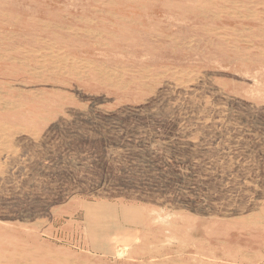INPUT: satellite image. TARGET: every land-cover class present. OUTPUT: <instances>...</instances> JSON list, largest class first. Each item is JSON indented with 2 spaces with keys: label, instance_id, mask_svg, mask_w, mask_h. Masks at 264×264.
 Segmentation results:
<instances>
[{
  "label": "rangeland",
  "instance_id": "1",
  "mask_svg": "<svg viewBox=\"0 0 264 264\" xmlns=\"http://www.w3.org/2000/svg\"><path fill=\"white\" fill-rule=\"evenodd\" d=\"M135 1L137 0H65V2L64 0H0V119H2L0 120V142L2 140L4 142L0 143V146H3L0 147V152L4 149L0 153V254H2L0 264H57V262L58 264H264V156H262L264 155V73L262 74L264 72V0ZM229 2L230 4H228ZM237 8L239 10H236ZM135 10L137 12H134ZM103 19L105 20L103 21ZM155 26H158L157 29ZM19 30L21 33L18 32ZM129 31L132 33L130 34ZM117 32L118 35H116ZM45 46L46 49H44ZM174 50L175 52H173ZM98 59L100 61L102 59V63ZM109 59L115 61L114 64ZM148 63L149 65H146ZM128 69L129 71H127ZM157 78L159 79L157 80ZM206 86L207 88H205ZM262 86L263 88H261ZM164 87L165 89H163ZM128 90L132 92L130 93ZM123 93L128 99L126 96L123 98ZM135 94H138L139 97ZM149 103L150 106H148ZM162 109L163 111H161ZM255 114L257 115L255 116ZM258 115L261 118L257 117ZM234 123L235 125H232ZM186 124L189 126L187 127ZM186 129L188 130L186 131ZM135 151L137 152L135 153ZM60 152L65 155H63L65 158ZM183 153L188 154L186 156L189 158L187 159ZM72 154L73 156H71ZM96 154H99V157ZM156 167L157 170H155ZM41 169L42 171H40ZM52 176H55L54 179ZM218 176L220 177L218 178ZM128 193L129 195H126ZM34 197L37 199L36 201ZM126 197L127 199H125ZM161 201L162 203H160ZM21 215L22 217H20ZM249 225L250 227H248ZM2 228H4V232ZM16 230H19V233ZM17 233L18 235H16ZM228 234L229 236H227ZM16 238H20V240L18 239L20 242ZM9 240L12 242L10 243ZM198 240L200 241L198 242ZM231 252L232 255H230ZM57 253H61L63 256ZM5 257L7 260L3 259ZM55 257L57 259H54ZM63 258L66 262L62 260Z\"/></svg>",
  "mask_w": 264,
  "mask_h": 264
},
{
  "label": "bare ground",
  "instance_id": "2",
  "mask_svg": "<svg viewBox=\"0 0 264 264\" xmlns=\"http://www.w3.org/2000/svg\"><path fill=\"white\" fill-rule=\"evenodd\" d=\"M5 1H6V0H5ZM33 1H34V0H33ZM54 1H55V0H54ZM116 1H117V0H116ZM137 1H138V0H137ZM137 1H135V2H137ZM166 1H167V0H166ZM192 1H193V0H192ZM214 1H215V0H214ZM219 1H220V0H219ZM229 1H230V0H229ZM241 1H242V0H241ZM252 1H254V0H252ZM10 2H11V1H10ZM16 2H17V1H16ZM21 2H22V1H21ZM48 2H49V1H48ZM50 2H51V1H50ZM64 2H65V0H64ZM128 2H129V1H128ZM154 2H155V1H154ZM164 2H165V1H164ZM189 2H190V1H189ZM199 2H200V1H199ZM201 2H202V1H201ZM227 2H228V1H227ZM18 3H19V2H18ZM36 3H37V2H36ZM51 3H52V2H51ZM54 3H55V2H54ZM70 3H71V2H70ZM73 3H74V2H73ZM95 3H96V2H95ZM116 3H117V2H116ZM129 3H130V2H129ZM160 3H161V2H160ZM162 3H163V2H162ZM179 3H180V2H179ZM179 3H178V4H179ZM218 3H219V2H218ZM231 3H232V2H231ZM247 3H248V2H247ZM249 3H250V2H249ZM5 4H6V3H5ZM13 4H14V3H13ZM25 4H26V3H25ZM31 4H32V3H31ZM81 4H82V3H81ZM88 4H89V3H88ZM102 4H103V3H102ZM119 4H120V3H119ZM126 4H127V3H126ZM134 4H135V3H134ZM138 4H139V3H138ZM158 4H159V3H158ZM182 4H183V3H182ZM190 4H191V3H190ZM195 4H196V3H195ZM228 4H230V2H229ZM239 4H240V3H239ZM2 5H4V4H2ZM2 5H1V6H2ZM23 5H24V4H23ZM62 5H63V4H62ZM104 5H105V4H104ZM116 5H117V4H116ZM123 5H124V4H123ZM128 5H129V4H128ZM131 5H132V4H131ZM197 5H198V4H197ZM222 5H223V4H222ZM14 6H15V5H14ZM20 6H21V5H20ZM29 6H30V5H29ZM90 6H91V5H90ZM93 6H94V5H93ZM95 6H96V5H95ZM97 6H98V5H97ZM117 6H118V5H117ZM207 6H208V5H207ZM212 6H213V5H212ZM235 6H238V5H235ZM243 6H244V5H243ZM260 6H261V5H260ZM33 7H34V6H33ZM78 7H79V6H78ZM80 7H81V6H80ZM80 7H79V8H80ZM128 7H129V6H128ZM155 7H156V6H155ZM161 7H162V6H161ZM166 7H167V6H166ZM230 7H231V6H230ZM230 7H229V8H230ZM232 7H233V6H232ZM244 7H245V6H244ZM255 7H256V6H255ZM13 8H14V7H13ZM42 8H43V7H42ZM70 8H71V7H70ZM81 8H82V7H81ZM83 8H84V7H83ZM91 8H92V7H91ZM167 8H168V7H167ZM178 8H179V7H178ZM217 8H219V7H217ZM251 8H252V7H251ZM251 8H250V9H251ZM262 8H263V7H262ZM14 9H16V8H14ZM17 9H18V8H17ZM23 9H24V8H23ZM76 9H77V8H76ZM96 9H97V8H96ZM102 9H103V8H102ZM121 9H122V8H121ZM124 9H125V8H124ZM140 9H142V8H140ZM149 9H150V8H149ZM191 9H193V8H191ZM209 9H210V8H209ZM234 9H235V8H234ZM254 9H255V8H254ZM254 9H253V10H254ZM47 10H48V9H47ZM85 10H87V9H85ZM151 10H152V9H151ZM151 10H149V11H151ZM187 10H188V9H187ZM214 10H215V9H214ZM224 10H225V9H224ZM236 10H239V9L237 8ZM10 11H11V10H10ZM80 11H81V10H80ZM83 11H84V10H83ZM99 11H100V10H99ZM153 11H154V10H153ZM182 11H183V10H182ZM182 11H181V12H182ZM189 11H190V10H189ZM200 11H201V10H200ZM212 11H213V10H212ZM216 11H217V10H216ZM218 11H219V10H218ZM229 11H230V10H229ZM229 11H228V12H229ZM6 12H7V11H6ZM60 12H61V11H60ZM81 12H82V11H81ZM114 12H115V11H114ZM119 12H120V9H119ZM126 12H127V11H126ZM131 12H132V11H131ZM134 12H137V11L135 10ZM144 12H145V11H144ZM159 12H160V11H159ZM166 12H167V11H166ZM187 12H188V11H187ZM191 12H192V11H191ZM203 12H205V11H203ZM245 12H246V11H245ZM245 12H244V14H245ZM10 13H11V12H10ZM30 13H31V12H30ZM74 13H75V12H74ZM83 13H84V12H83ZM86 13H87V12H86ZM98 13H99V12H98ZM147 13H148V12H147ZM153 13H154V12H153ZM163 13H164V12H163ZM174 13H176V12H174ZM174 13H173V14H174ZM193 13H194V12H193ZM206 13H207V12H206ZM206 13H205V14H206ZM215 13H216V12H215ZM258 13H261V12H258ZM262 13H263V12H262ZM7 14H8V13H7ZM11 14H13V13H11ZM36 14H37V12H36ZM67 14H68V13H67ZM116 14H117V13H116ZM157 14H158V13H157ZM169 14H170V13H169ZM190 14H191V13H190ZM217 14H218V13H217ZM235 14H236V13H235ZM247 14H248V13H247ZM29 15H30V14H29ZM34 15H35V14H34ZM37 15H38V14H37ZM58 15H59V14H58ZM72 15H73V14H72ZM81 15H82V14H81ZM84 15H85V14H84ZM106 15H107V14H106ZM121 15H122V14H121ZM145 15H146V14H145ZM149 15H150V14H149ZM181 15H182V14H181ZM225 15H227V14H225ZM5 16H6V15H5ZM50 16H51V14H50ZM85 16H86V15H85ZM95 16H96V15H95ZM109 16H110V15H109ZM111 16H112V15H111ZM114 16H115V15H114ZM114 16H113V17H114ZM125 16H126V15H125ZM137 16H139V15H137ZM147 16H148V15H147ZM207 16H208V15H207ZM233 16H234V15H233ZM34 17H35V16H34ZM88 17H89V16H88ZM88 17H86V18H88ZM100 17H101V16H100ZM133 17H134V16H133ZM133 17H132V18H133ZM194 17H195V16H194ZM201 17H202V16H201ZM258 17H259V16H258ZM11 18H12V17H11ZM31 18H32V17H31ZM82 18H83V16H82ZM89 18H90V17H89ZM114 18H115V17H114ZM152 18H153V17H152ZM189 18H190V16H189ZM198 18H199V17H198ZM203 18H204V17H203ZM238 18H239V17H238ZM0 19H1V18H0ZM42 19H43V18H42ZM71 19H72V18H71ZM107 19L109 20V18H107ZM135 19H136V18H135ZM178 19H179V17H178ZM195 19H196V17H195ZM205 19H206V18H205ZM219 19H220V18H219ZM232 19H233V18H232ZM255 19H256V18H255ZM255 19H253V20H255ZM10 20H11V19H10ZM21 20H22V19H21ZM34 20H35V19H34ZM64 20H65V19H64ZM104 20H105V19H103V21H104ZM137 20H138V18H137ZM140 20H141V19H140ZM154 20H155V19H154ZM157 20H158V19H157ZM166 20H167V19H166ZM7 21H8V20H7ZM14 21H15V20H14ZM17 21H18V20H17ZM35 21H36V20H35ZM79 21H80V20H79ZM79 21H75V22H79ZM115 21H117V20H115ZM151 21H152V20H151ZM181 21H182V20H181ZM184 21H185V20H184ZM198 21H199V20H198ZM203 21H204V20H203ZM219 21H220V20H219ZM249 21H250V20H249ZM255 21H256V20H255ZM260 21H261V20H260ZM30 22H31V21H30ZM36 22H37V21H36ZM110 22H111V21H110ZM153 22H154V21H153ZM168 22H170V21H168ZM171 22H172V21H171ZM173 22H174V21H173ZM189 22H190V21H189ZM194 22H195V21H194ZM22 23H23V22H22ZM53 23H54V22H53ZM121 23H122V22H121ZM216 23H217V22H216ZM240 23H241V22H240ZM4 24H5V23H4ZM9 24H11V23H9ZM55 24H56V23H55ZM60 24H61V23H60ZM73 24H74V23H73ZM149 24H150V22H149ZM152 24H153V23H152ZM161 24H162V23H161ZM161 24H160V25H161ZM178 24H179V23H178ZM178 24H177V25H178ZM185 24H186V23H185ZM232 24H233V23H232ZM5 25H6V24H5ZM41 25H42V24H41ZM62 25H63V23H62ZM69 25H70V24H69ZM84 25H85V24H84ZM86 25H87V24H86ZM108 25H109V24H108ZM134 25H135V24H134ZM154 25H155V24H154ZM210 25H211V24H210ZM216 25H219V24H216ZM216 25H215V26H216ZM221 25H222V24H221ZM21 26H23V25H21ZM72 26H73V25H72ZM76 26H77V25H76ZM132 26H133V25H132ZM248 26H249V25H248ZM38 27H39V25H38ZM80 27H81V26H80ZM104 27H105V26H104ZM111 27H112V26H111ZM121 27H122V26H121ZM155 27H156V26H155ZM157 27H158V26H157ZM157 27H156V29H157ZM172 27H173V26H172ZM222 27H223V26H222ZM250 27H251V26H250ZM263 27H264V26H263ZM30 28H31V27H30ZM35 28H37V27H35ZM65 28H66V27H65ZM67 28H69V27H67ZM85 28H86V27H85ZM124 28H125V27H124ZM128 28H129V27H128ZM131 28H132V27H131ZM142 28H145V27H142ZM206 28H208V27H206ZM217 28H218V27H217ZM224 28H225V27H224ZM44 29H45V28H44ZM92 29H93V28H92ZM147 29H148V28H147ZM169 29H170V28H169ZM189 29H190V28H189ZM198 29H199V28H198ZM203 29H204V28H203ZM237 29H238V28H237ZM243 29H244V28H243ZM246 29H247V28H246ZM261 29H262V28H261ZM4 30H5V29H4ZM8 30H9V29H8ZM16 30H18V29H16ZM34 30H35V29H34ZM96 30H97V29H96ZM117 30H118V29H117ZM125 30H126V29H125ZM153 30H154V29H153ZM193 30H194V29H193ZM199 30H200V29H199ZM204 30H205V29H204ZM207 30H208V29H207ZM222 30H223V29H222ZM226 30H227V29H226ZM59 31H60V30H59ZM104 31H105V29H104ZM119 31H120V30H119ZM169 31H170V30H169ZM169 31H168V32H169ZM176 31H177V30H176ZM182 31H183V30H182ZM196 31H197V30H196ZM209 31H210V29H209ZM219 31H220V30H219ZM253 31H254V30H253ZM0 32H1V31H0ZM18 32H20V30H19ZM32 32H33V31H32ZM32 32H31V33H32ZM34 32H36V31H34ZM47 32H48V31H47ZM105 32H106V31H105ZM113 32H114V31H113ZM126 32H127V30H126ZM171 32H172V31H171ZM177 32H178V31H177ZM186 32H187V31H186ZM192 32H193V31H192ZM215 32H216V31H215ZM226 32H227V31H226ZM14 33H15V32H14ZM20 33H21V32H20ZM25 33H26V32H25ZM29 33H30V32H29ZM40 33H42V32H40ZM58 33H59V32H58ZM129 33H130V31H129ZM131 33H132V32H131ZM131 33H130V34H131ZM137 33H138V32H137ZM218 33H219V32H218ZM79 34H80V33H79ZM118 34H119V33L117 32L116 35H118ZM130 34H129V35H130ZM162 34H163V33H162ZM175 34H176V33H175ZM179 34H180V33H179ZM221 34H222V33H221ZM6 35H7V34H6ZM6 35H5V36H6ZM8 35H9V34H8ZM19 35H20V34H19ZM30 35H31V34H30ZM43 35H44V34H43ZM54 35H55V34H54ZM80 35H81V34H80ZM87 35H88V34H87ZM140 35H141V34H140ZM149 35H150V34H149ZM193 35H194V34H193ZM257 35H258V34H257ZM22 36H23V35H22ZM27 36H28V35H27ZM32 36H34V35H32ZM40 36H41V35H40ZM56 36H57V35H56ZM56 36H55V37H56ZM100 36H101V35H100ZM141 36H142V35H141ZM201 36H202V35H201ZM235 36H236V35H235ZM241 36H243V35H241ZM245 36H246V35H245ZM259 36H260V35H259ZM261 36H262V35H261ZM2 37H3V36H2ZM20 37H21V36H20ZM34 37H35V36H34ZM48 37H49V36H48ZM52 37H53V36H52ZM60 37H61V36H60ZM60 37H59V38H60ZM69 37H70V36H69ZM73 37H74V36H73ZM81 37H82V36H81ZM89 37H90V35H89ZM101 37H103V36H101ZM124 37H125V36H124ZM127 37H128V36H127ZM178 37H179V36H178ZM178 37H177V38H178ZM202 37H203V36H202ZM219 37H221V36H219ZM225 37H226V36H225ZM232 37H233V36H232ZM105 38H108V37H105ZM112 38H113V37H112ZM115 38H116V37H115ZM119 38H120V37H119ZM141 38H142V37H141ZM150 38H151V37H150ZM169 38H170V37H169ZM183 38H184V35H183ZM185 38H186V36H185ZM228 38H229V37H228ZM261 38H262V37H261ZM17 39H18V38H17ZM23 39H24V38H23ZM56 39H57V37H56ZM65 39H66V38H65ZM109 39H110V38H109ZM123 39H124V38H123ZM138 39H139V38H138ZM144 39H145V38H144ZM159 39H160V38H159ZM163 39H164V38H163ZM200 39H201V38H200ZM204 39H205V38H204ZM208 39H209V38H208ZM220 39H221V38H220ZM230 39H232V38H230ZM249 39H251V38H249ZM263 39H264V38H263ZM28 40H29V39H28ZM79 40H81V39H79ZM120 40H121V39H120ZM178 40H179V38H178ZM201 40H202V39H201ZM243 40H245V39H243ZM251 40H252V39H251ZM16 41H17V40H16ZM56 41H57V40H56ZM62 41H63V40H62ZM70 41H71V40H70ZM106 41H107V40H106ZM106 41H105V42H106ZM127 41H128V40H127ZM129 41H130V40H129ZM136 41H138V40H136ZM142 41H143V40H142ZM146 41H147V40H146ZM163 41H164V40H163ZM163 41H162V42H163ZM179 41H180V40H179ZM183 41H185V40H183ZM202 41H203V40H202ZM228 41H229V40H228ZM246 41H247V40H246ZM260 41H261V40H260ZM8 42H9V41H8ZM17 42H18V41H17ZM29 42H31V41H29ZM100 42H101V41H100ZM102 42H103V41H102ZM105 42H104V44H105ZM133 42H134V40H133ZM138 42H140V41H138ZM197 42H198V40H197ZM250 42H251V41H250ZM257 42H259V41H257ZM11 43H12V42H11ZM18 43H19V42H18ZM24 43H25V42H24ZM31 43H32V42H31ZM42 43H44V42H42ZM82 43H83V42H82ZM85 43H86V42H85ZM140 43H141V42H140ZM198 43H199V42H198ZM198 43H196V44H198ZM210 43H211V41H210ZM213 43H214V42H213ZM4 44H5V43H4ZM37 44H38V43H37ZM46 44H48V43H46ZM64 44H65V43H64ZM78 44H79V43H78ZM83 44H84V43H83ZM88 44H89V43H88ZM107 44H108V43H107ZM151 44H152V43H151ZM163 44H164V43H163ZM165 44H166V43H165ZM167 44H168V43H167ZM201 44H202V42H201ZM217 44H218V43H217ZM219 44H220V43H219ZM231 44H232V43H231ZM7 45H8V44H7ZM13 45H14V44H13ZM18 45H19V44H18ZM28 45H29V44H28ZM42 45H43V44H42ZM58 45H59V44H58ZM58 45H56V46H58ZM72 45H73V44H72ZM110 45H111V44H110ZM135 45H136V44H135ZM139 45H141V44H139ZM177 45H178V44H177ZM180 45H181V44H180ZM183 45H184V44H183ZM185 45H186V44H185ZM192 45H193V44H192ZM254 45H255V44H254ZM22 46H23V45H22ZM62 46H63V45H62ZM142 46H143V45H142ZM163 46H164V45H163ZM167 46H168V45H167ZM194 46H195V45H194ZM226 46H227V44H226ZM257 46H258V45H257ZM259 46H260V45H259ZM262 46H263V45H262ZM58 47H59V46H58ZM63 47H65V46H63ZM110 47H111V46H110ZM152 47H153V46H152ZM169 47H170V46H169ZM183 47H184V46H183ZM218 47H219V46H218ZM228 47H229V46H228ZM228 47H227V48H228ZM241 47H242V46H241ZM249 47H250V46H249ZM260 47H261V46H260ZM35 48H36V47H35ZM56 48H57V47H56ZM78 48H79V47H78ZM116 48H117V46H116ZM129 48H130V45H129ZM165 48H166V47H165ZM209 48H210V47H209ZM257 48H258V47H257ZM11 49H12V48H11ZM27 49H28V47H27ZM44 49H46V46L44 47ZM70 49H72V48H70ZM70 49H69V50H70ZM126 49H127V48H126ZM140 49H141V48H140ZM144 49H146V48H144ZM157 49H158V48H157ZM199 49H200V48H199ZM221 49H223V48H221ZM221 49H220V50H221ZM246 49H247V48H246ZM255 49H256V48H255ZM260 49L262 50V48H260ZM29 50H30V48H29ZM31 50H32V49H31ZM129 50H130V49H129ZM153 50H154V49H153ZM163 50H164V49H163ZM202 50H203V49H202ZM210 50H211V49H210ZM224 50H225V49H224ZM226 50H227V49H226ZM242 50H243V48H242ZM77 51H78V50H77ZM105 51H106V50H105ZM111 51H113V50H111ZM169 51H170V50H169ZM193 51H194V50H193ZM227 51H228V50H227ZM232 51H233V50H232ZM251 51H252V50H251ZM251 51H250V52H251ZM43 52H44V51H43ZM47 52H48V51H47ZM62 52H63V51H62ZM65 52H66V50H65ZM146 52H147V50H146ZM153 52H154V51H153ZM156 52H157V51H156ZM159 52H161V51H159ZM165 52H166V51H165ZM173 52H175V50H174ZM183 52H184V51H183ZM198 52H199V51H198ZM198 52H197V53H198ZM216 52H217V51H216ZM259 52H260V51H259ZM3 53H4V52H3ZM13 53H14V52H13ZM45 53H46V52H45ZM60 53H61V52H60ZM60 53H59V54H60ZM208 53H209V52H208ZM211 53H212V52H211ZM217 53H219V52H217ZM237 53H238V51H237ZM240 53H241V52H240ZM247 53H248V52H247ZM251 53H252V52H251ZM256 53H257V52H256ZM261 53H262V52H261ZM46 54H47V53H46ZM126 54H127V53H126ZM175 54H176V53H175ZM175 54H174V55H175ZM244 54H245V53H244ZM257 54H258V53H257ZM12 55H13V54H12ZM139 55H140V54H139ZM183 55H185V54H183ZM219 55H220V54H219ZM239 55H240V54H239ZM19 56H20V55H19ZM19 56H17V57H19ZM144 56H145V55H144ZM211 56H212V55H211ZM242 56H243V55H242ZM260 56H261V55H260ZM149 57H150V56H149ZM161 57H162V56H161ZM185 57H186V56H185ZM188 57H189V56H188ZM212 57H213V56H212ZM220 57H221V56H220ZM225 57H226V56H225ZM251 57H252V56H251ZM62 58H63V57H62ZM70 58H71V57H70ZM70 58H69V59H70ZM91 58H93V57H91ZM168 58H170V57H168ZM192 58H193V57H192ZM246 58H247V56H246ZM10 59H11V58H10ZM50 59H51V58H50ZM86 59H88V58H86ZM146 59H147V58H146ZM208 59H209V58H208ZM230 59H231V58H230ZM234 59H235V58H234ZM248 59H249V58H248ZM256 59H257V58H256ZM34 60H35V59H34ZM126 60H127V59H126ZM147 60H148V59H147ZM165 60H166V59H165ZM171 60H172V59H171ZM182 60H183V59H182ZM190 60H191V59H190ZM198 60H199V59H198ZM232 60H233V59H232ZM241 60H242V59H241ZM251 60H252V59H251ZM95 61H96V60H95ZM98 61H100V60L98 59ZM101 61H102V59H101ZM101 61H100V62H101ZM109 61H111V60L109 59ZM124 61H125V60H124ZM135 61H136V60H135ZM141 61H142V60H141ZM148 61H149V60H148ZM150 61H151V60H150ZM152 61H153V60H152ZM152 61H151V62H152ZM158 61H159V60H158ZM175 61H176V60H175ZM242 61H243V60H242ZM247 61H248V60H247ZM263 61H264V60H263ZM35 62H37V61H35ZM111 62H113V60H112ZM114 62H115V61H114ZM114 62H113V64H114ZM122 62H123V61H122ZM133 62H134V61H133ZM139 62H140V61H139ZM144 62H145V61H144ZM212 62H213V61H212ZM227 62H228V61H227ZM3 63H4V62H3ZM9 63H10V62H9ZM88 63H89V62H88ZM101 63H102V62H101ZM108 63H109V62H108ZM116 63H117V62H116ZM140 63H141V62H140ZM145 63H147V62H145ZM161 63H162V62H161ZM171 63H172V62H171ZM182 63H183V62H182ZM186 63H187V62H186ZM243 63H244V62H243ZM263 63H264V62H263ZM7 64H8V63H7ZM11 64H12V63H11ZM34 64H35V63H34ZM81 64H82V63H81ZM159 64H160V63H159ZM167 64H168V63H167ZM207 64H208V63H207ZM236 64H237V63H236ZM236 64H235V65H236ZM244 64H245V63H244ZM249 64H250V63H249ZM259 64H260V63H259ZM5 65H6V64H5ZM9 65H10V64H9ZM66 65H67V64H66ZM94 65H95V64H94ZM143 65H144V64H143ZM146 65H149V63L146 64ZM150 65H151V64H150ZM152 65H153V64H152ZM154 65H155V64H154ZM169 65H170V64H169ZM186 65H187V64H186ZM193 65H194V64H193ZM213 65H214V64H213ZM246 65H247V64H246ZM3 66H4V65H3ZM59 66H61V65H59ZM59 66H58V67H59ZM77 66H78V65H77ZM109 66H110V65H109ZM155 66H156V65H155ZM162 66H163V65H162ZM175 66H176V65H175ZM190 66H191V64H190ZM206 66H207V65H206ZM217 66H218V65H217ZM229 66H230V65H229ZM261 66H262V65H261ZM5 67H6V66H5ZM7 67H9V66H7ZM14 67H15V66H14ZM61 67H62V66H61ZM67 67H68V66H67ZM111 67H112V65H111ZM125 67H126V66H125ZM153 67H154V66H153ZM160 67H161V66H160ZM164 67H165V66H164ZM192 67H194V66H192ZM192 67H191V68H192ZM203 67H205V66H203ZM236 67H237V66H236ZM263 67H264V66H263ZM19 68H20V67H19ZM21 68H22V67H21ZM38 68H39V67H38ZM46 68H47V67H46ZM109 68H110V67H109ZM112 68H113V67H112ZM155 68H156V67H155ZM155 68H154V69H155ZM208 68H209V66H208ZM238 68H239V67H238ZM238 68H237V69H238ZM247 68H248V67H247ZM260 68H261V67H260ZM23 69H24V68H23ZM31 69H32V68H31ZM139 69H140V68H139ZM139 69H138V70H139ZM160 69H161V68H160ZM204 69H205V68H204ZM212 69H213V68H212ZM257 69H258V67H257ZM0 70H1V69H0ZM12 70H14V69H12ZM12 70H11V71H12ZM15 70H17V69H15ZM67 70H68V69H67ZM90 70H91V69H90ZM130 70H131V69H130ZM149 70H150V69H149ZM196 70H197V69H196ZM213 70H214V69H213ZM220 70H221V69H220ZM238 70H239V69H238ZM238 70H237V71H238ZM252 70H253V69H252ZM260 70H261V69H260ZM8 71H9V70H8ZM11 71H10V72H11ZM43 71H44V70H43ZM43 71H42V72H43ZM58 71H59V70H58ZM86 71H87V70H86ZM127 71H129V69H128ZM155 71H156V70H155ZM189 71H190V70H189ZM189 71H188V72H189ZM194 71H195V70H194ZM200 71H201V70H200ZM263 71H264V70H263ZM10 72H9V73H10ZM49 72H50V71H49ZM61 72H62V71H61ZM63 72H64V71H63ZM88 72H89V71H88ZM90 72H92V70H91ZM93 72H94V71H93ZM122 72H123V71H122ZM142 72H143V71H142ZM163 72H164V71H163ZM212 72H213V71H212ZM225 72H226V71H225ZM238 72H239V71H238ZM242 72H243V71H242ZM16 73H17V72H16ZM55 73H56V72H55ZM68 73H69V71H68ZM102 73H103V72H102ZM143 73H144V72H143ZM168 73H169V72H168ZM220 73H223V72H220ZM233 73H234V72H233ZM233 73H232V74H233ZM245 73H246V72H245ZM248 73H249V72H248ZM251 73H252V72H251ZM254 73H255V72H254ZM263 73H264V72H262V74H263ZM2 74H3V73H2ZM63 74H64V73H63ZM123 74H124V72H123ZM137 74H138V73H137ZM230 74H231V72H230ZM240 74H241V73H240ZM240 74H239V75H240ZM23 75H24V74H23ZM23 75H22V76H23ZM61 75H62V74H61ZM73 75H74V74H73ZM132 75H133V74H132ZM144 75H145V74H144ZM171 75H172V73H171ZM194 75H195V74H194ZM200 75H201V74H200ZM224 75H225V74H224ZM224 75H222V76H224ZM4 76H5V75H4ZM6 76H7V75H6ZM16 76L18 77V75H16ZM44 76H46V75H44ZM134 76H135V75H134ZM145 76H146V75H145ZM149 76H150V75H149ZM169 76H170V75H169ZM183 76H184V75H183ZM255 76H256V75H255ZM263 76H264V75H263ZM19 77H21V76L19 75ZM55 77H56V76H55ZM55 77H54V78H55ZM75 77H76V76H75ZM93 77H94V76H93ZM119 77H120V76H119ZM131 77H132V76H131ZM141 77H142V76H141ZM174 77H175V76H174ZM174 77H173V78H174ZM193 77H194V76H193ZM198 77H199V76H198ZM202 77H203V76H202ZM202 77H201V78H202ZM238 77H239V76H238ZM0 78H1V77H0ZM13 78H15L14 75H13ZM35 78H36V77H35ZM50 78H51V77H50ZM54 78H53V79H54ZM65 78H66V77H65ZM73 78H74V77H73ZM125 78H126V77H125ZM134 78H136V77H134ZM150 78L152 79L153 77H150ZM150 78H149V79H150ZM164 78H165V77H164ZM166 78H167V77H166ZM189 78H190V77H189ZM211 78H212V77H211ZM241 78L243 79V77H241ZM7 79H8V78H7ZM25 79H26V78H25ZM30 79H32V78H30ZM45 79H46V78H45ZM69 79H70V78H69ZM71 79H72V78H71ZM87 79H89V78H87ZM91 79H93V78L91 77ZM158 79H159V78H157V80H158ZM170 79H171V78H170ZM170 79H169V80H170ZM175 79H176V78H175ZM186 79H187V78H186ZM191 79H192V78H191ZM209 79H210V78H209ZM225 79H226V78H225ZM231 79H232V78H231ZM236 79H238V78H236ZM8 80H9V79H8ZM16 80H17V79H16ZM27 80H28V79H27ZM33 80H34V79H33ZM93 80H94V79H93ZM124 80H125V79H124ZM155 80H156V79H155ZM167 80H168V79H167ZM173 80H174V79H173ZM188 80H189V79H188ZM205 80H206V79H205ZM211 80H212V79H211ZM234 80H235V79H234ZM260 80H261V79H260ZM4 81H5V80H4ZM4 81H3V82H4ZM49 81H50V80H49ZM57 81H58V80H57ZM57 81H56V82H57ZM61 81H62V80H61ZM61 81L59 82L60 84L62 83ZM91 81H92V80H91ZM126 81H127V80H126ZM144 81H146V80H144ZM163 81H164V80H163ZM189 81H190V80H189ZM201 81H202V80H201ZM215 81H216V80H215ZM227 81H228V80H227ZM237 81H239V80H237ZM249 81H250V80H249ZM3 82H2V84H3ZM10 82H12V81H10ZM10 82H9V83H10ZM20 82H21V80H20ZM29 82H30V81H29ZM44 82H45V81H44ZM67 82H68V81H67ZM154 82H155V81H154ZM159 82H161V81H159ZM169 82H170V81H169ZM9 83H8V84H9ZM17 83H18V82H17ZM22 83H23V82H22ZM32 83H33V82H32ZM39 83H40V82H39ZM39 83H38V84H39ZM71 83H72V82H71ZM132 83H133V82H132ZM164 83H165V82H164ZM191 83H192V82H191ZM215 83H216V82H215ZM226 83H228V82H226ZM233 83H234V82H233ZM235 83H236V80H235ZM244 83H245V82H244ZM247 83H248V82H247ZM253 83H254V82H253ZM25 84H26V83H25ZM34 84H35V83H34ZM53 84H54V83H53ZM67 84H68V83H67ZM75 84H76V83H75ZM107 84H108V83H107ZM133 84H134V83H133ZM135 84H136V83H135ZM148 84H149V83H148ZM151 84H152V83H151ZM151 84H150V85H151ZM159 84H160V83H159ZM169 84H170V83H169ZM213 84H214V83H213ZM249 84H251V83H249ZM257 84H258V83H257ZM261 84H262V83H261ZM32 85H33V84H32ZM50 85H51V84H50ZM77 85H78V84H77ZM157 85H158V84H157ZM161 85H162V84H161ZM163 85H164V84H163ZM177 85H178V84H177ZM217 85H218V83H217ZM229 85H230V83H229ZM236 85H237V83H236ZM240 85L242 86L241 82H240ZM251 85H252V84H251ZM262 85H263V84H262ZM24 86H25V85H24ZM26 86H27V85H26ZM38 86H39V85H38ZM42 86H43V85H42ZM61 86H62V85H61ZM74 86H75V85H74ZM74 86H73V87H74ZM112 86H113V85H112ZM155 86H156V85H155ZM158 86H160V85H158ZM230 86H231V85H230ZM246 86H247V84H246ZM4 87H5V86H4ZM58 87H59V86H58ZM63 87H64V86H63ZM80 87H81V86H80ZM80 87H78V88H80ZM104 87H105V86H104ZM118 87H119V86H118ZM130 87H131V86H130ZM132 87H133V86H132ZM137 87H139V86L137 85ZM144 87H145V86H144ZM147 87H148V86H147ZM153 87H154V86H153ZM156 87H157V86H156ZM169 87H170V86H169ZM191 87H192V86H191ZM194 87H195V86H194ZM216 87H217V86H216ZM255 87H256V86H255ZM259 87H260V86H259ZM64 88H65V87H64ZM74 88H75V87H74ZM116 88H117V87H116ZM160 88H161V87H160ZM160 88H159V89H160ZM166 88H167V87H166ZM188 88H189V87H188ZM205 88H207V86H206ZM208 88H209V87H208ZM230 88H231V87H230ZM234 88H235V87H234ZM243 88H245V87H243ZM261 88H263V86H262ZM96 89H97V88H96ZM118 89H119V88H118ZM135 89H136V88H135ZM144 89H145V88H144ZM163 89H165V87H164ZM178 89H180V88H178ZM215 89H216V88H215ZM237 89H238V88H237ZM239 89H241V88H239ZM239 89H238V90H239ZM11 90H12V89H11ZM28 90H29V89H28ZM71 90H72V89H71ZM77 90H78V89H77ZM77 90H76V92H77ZM91 90H92V89H91ZM91 90H90V91H91ZM149 90H150V89H149ZM205 90H206V89H205ZM230 90H232V89H230ZM262 90H263V89H262ZM25 91H27V90H25ZM72 91H73V90H72ZM74 91H75V90H74ZM99 91H100V90H99ZM101 91H102V90H101ZM101 91H100V92H101ZM118 91H119V90H118ZM128 91H129V90H128ZM158 91H160V90H158ZM164 91H166V90H164ZM180 91H181V90H180ZM187 91H188V90H187ZM236 91H237V90H236ZM250 91H251V90H250ZM263 91H264V90H263ZM42 92H43V91H42ZM50 92H51V91H50ZM92 92H94V91H92ZM97 92H98V91H97ZM109 92H110V91H109ZM121 92H122V91H121ZM125 92H126V91H125ZM129 92H130V91H129ZM129 92H128V93H129ZM131 92H132V91H131ZM131 92H130V93H131ZM143 92H145V91H143ZM176 92H177V91H176ZM188 92H189V91H188ZM204 92H205V91H204ZM222 92H223V91H222ZM226 92H227V91H226ZM229 92H230V91H229ZM24 93H25V92H24ZM32 93H33V92H32ZM32 93H31V94H32ZM74 93H75V92H74ZM85 93H86V92H85ZM134 93H135V91H134ZM136 93H137V91H136ZM139 93H140V92H139ZM145 93H147V92H145ZM174 93H175V92H174ZM210 93H211V92H210ZM233 93H236V92H233ZM44 94H45V93H44ZM54 94H55V92H54ZM87 94H88V93H87ZM90 94H91V92H90ZM109 94H111V93H109ZM125 94H126V93H125ZM143 94H144V93H143ZM147 94H148V93H147ZM153 94H155V93H153ZM216 94H217V93H216ZM216 94H215V95H216ZM221 94H222V93H221ZM223 94H224V93H223ZM247 94H248V93H247ZM255 94H256V93H255ZM45 95H46V94H45ZM97 95H98V94H97ZM106 95H108V94H106ZM135 95H138V94H135ZM141 95H142V94H141ZM159 95H161V94H159ZM175 95H176V94H175ZM210 95H211V94H210ZM230 95H231V94H230ZM239 95H240V94H239ZM249 95H250V94H249ZM9 96H10V95H9ZM35 96H36V95H35ZM99 96H100V95H99ZM116 96H117V95H116ZM122 96H123V98H124L126 95L124 96V93H123ZM195 96H196V95H195ZM236 96H237V95H236ZM23 97H24V96H23ZM32 97H33V96H32ZM44 97H45V96H44ZM92 97H93V96H92ZM111 97H113V96H111ZM126 97H127V96H126ZM130 97H132V96H130ZM138 97H139V95H138ZM146 97H147V96H146ZM223 97H224V96H223ZM232 97H233V95H232ZM241 97H242V96H241ZM248 97H249V96H248ZM248 97H247V98H248ZM250 97H251V96H250ZM50 98H51V97H50ZM54 98H55V97H54ZM93 98H94V97H93ZM97 98H98V96H97ZM113 98H114V97H113ZM117 98H118V97H117ZM132 98H134V97H132ZM135 98H136V97H135ZM142 98H143V97H142ZM147 98H148V97H147ZM215 98H216V97H215ZM236 98H237V97H236ZM242 98H244V97H242ZM259 98H260V97H259ZM25 99H26V98H25ZM36 99H37V98H36ZM48 99H49V97H48ZM67 99H68V98H67ZM115 99H116V98H115ZM127 99H128V97H127ZM127 99H126V100H127ZM145 99H146V98H145ZM150 99H151V98H150ZM154 99H155V98H154ZM164 99H165V98H164ZM211 99H212V98H211ZM223 99H224V98H223ZM231 99H232V98H231ZM237 99H238V98H237ZM263 99H264V98H263ZM19 100H20V99H19ZM29 100H30V99H29ZM50 100H51V99H50ZM50 100H49V101H50ZM58 100H59V99H58ZM71 100H72V99H71ZM89 100H90V99H89ZM107 100H108V99H107ZM111 100H112V99H111ZM122 100H123V99H122ZM155 100H156V99H155ZM157 100H158V99H157ZM232 100H234V99H232ZM239 100H240V99H239ZM248 100H249V99H248ZM20 101H21V100H20ZM25 101H27V100H25ZM99 101H100V100H99ZM108 101H110V100H108ZM130 101H131V100H130ZM170 101H171V100H170ZM252 101H254V100H252ZM252 101H251V102H252ZM262 101H263V100H262ZM16 102H17V101H16ZM16 102H15V103H16ZM21 102H22V101H21ZM28 102H29V101H28ZM52 102H53V101H52ZM97 102H98V101H97ZM115 102H116V101H115ZM128 102H129V100H128ZM143 102H144V101H143ZM143 102H142V103H143ZM157 102H158V101H157ZM205 102H206V101H205ZM207 102H208V101H207ZM229 102H230V101H229ZM239 102H240V101H239ZM257 102H258V101H257ZM8 103H9V102H8ZM33 103H34V102H33ZM43 103H44V102H43ZM47 103H48V102H47ZM61 103H62V102H61ZM74 103H75V102H74ZM100 103H102V102H100ZM104 103H105V102H104ZM140 103H141V102H140ZM163 103H164V102H163ZM171 103H172V101H171ZM213 103H214V102H213ZM246 103H247V102H246ZM28 104H29V103H28ZM28 104H27V105H28ZM70 104L73 105V103H70ZM75 104H76V103H75ZM79 104H80V103H79ZM89 104H90V103H89ZM102 104H103V103H102ZM118 104H119V103H118ZM120 104H121V103H120ZM123 104H124V102H123ZM129 104H131V103H129ZM134 104H135V103H134ZM134 104H133V105H134ZM161 104H162V103H161ZM164 104H165V103H164ZM195 104H196V102H195ZM201 104H202V103H201ZM36 105H37V104H36ZM83 105H84V104H83ZM131 105H132V104H131ZM153 105H155V104H153ZM230 105H232V104H230ZM254 105H257V104H254ZM30 106H31V105H30ZM32 106H33V105H32ZM39 106H41V105H39ZM74 106H76V105H74ZM129 106H130V105H129ZM148 106H150V103H149ZM196 106H197V105H196ZM198 106H199V105H198ZM201 106H202V105H201ZM258 106H259V105H258ZM33 107H34V106H33ZM77 107H78V106H77ZM81 107H82V106H81ZM92 107H93V106H92ZM94 107H95V106H94ZM138 107H139V105H138ZM151 107H153V106H151ZM151 107H150V108H151ZM154 107H155V106H154ZM185 107H186V106H185ZM199 107H200V106H199ZM199 107H198V108H199ZM261 107H262V106H261ZM29 108H30V107H29ZM34 108H35V107H34ZM109 108L111 109L110 106H109ZM135 108H136V107H135ZM162 108H163V107H162ZM205 108H206V107H205ZM229 108H231V107H229ZM244 108H245V107H244ZM99 109H101V108H99ZM115 109H116V108H115ZM117 109H118V108H117ZM146 109H147V108H146ZM177 109H178V108H177ZM36 110H37V109H36ZM49 110L52 111V109H49ZM49 110H48V111H49ZM57 110H58V109H57ZM113 110H114V109H113ZM159 110H160V108H159ZM199 110H200V109H199ZM209 110H210V109H209ZM235 110H236V109H235ZM30 111H31V110H30ZM39 111H40V110H39ZM99 111H100V110H99ZM118 111H120V110H118ZM129 111H131V110L129 109ZM145 111H146V110H145ZM161 111H163V109H162ZM175 111H176V110H175ZM177 111H179V110H177ZM192 111H193V110H192ZM258 111H259V110H258ZM263 111H264V110H263ZM14 112H15V111H14ZM17 112H18V111H17ZM122 112H123V109H122ZM125 112H126V110H125ZM134 112H135V111H134ZM146 112H147V111H146ZM148 112H149V111H148ZM150 112H151V111H150ZM152 112H153V111H152ZM154 112H155V111H154ZM166 112H167V111H166ZM194 112H195V111H194ZM204 112H205V111H204ZM245 112H246V111H245ZM249 112H250V111H249ZM260 112H261V111H260ZM7 113H8V112H7ZM27 113H28V112H27ZM45 113H46V112H45ZM61 113H62V112H61ZM97 113H98V112H97ZM118 113H119V112H118ZM137 113H138V112H137ZM176 113H177V112H176ZM179 113H180V112H179ZM179 113H178V114H179ZM190 113H191V112H190ZM206 113H207V111H206ZM254 113H256V112H254ZM40 114H42V113H40ZM46 114H48V113H46ZM116 114H117V113H116ZM129 114H130V113H129ZM198 114H200V113H198ZM202 114H204V113H202ZM78 115H79V114H78ZM99 115H100V114H99ZM152 115H153V114H152ZM189 115H190V114H189ZM189 115H187V116L189 117ZM233 115H234V114H233ZM256 115H257V114H255V116H256ZM21 116H22V115H21ZM55 116H56V115H55ZM108 116H109V115H108ZM115 116H117V115H115ZM131 116H132V115H131ZM134 116L136 117V115H134ZM148 116H149V115H148ZM200 116H201V115H200ZM202 116H203V115H202ZM202 116H201V117H202ZM235 116H237V115H235ZM23 117H24V116H23ZM35 117H36V116H35ZM56 117H57V116H56ZM118 117H119V116H118ZM145 117H146V116H145ZM174 117H175V116H174ZM257 117H259V115H258ZM24 118H25V117H24ZM24 118H22V119H24ZM28 118H29V117H28ZM58 118H59V117H58ZM113 118H114V117H113ZM122 118H123V116H122ZM139 118H140V117H139ZM139 118H138V119H139ZM148 118H149V117H148ZM153 118H154V117H153ZM203 118H204V117H203ZM227 118H228V116H227ZM259 118H261V117H259ZM36 119H37V117H36ZM55 119H56V118H55ZM55 119H54V120H55ZM62 119H63V118H62ZM79 119H80V118H79ZM144 119H145V118H144ZM184 119H185V118H184ZM193 119H194V118H193ZM225 119H226V118H225ZM231 119H232V118H231ZM0 120H2V119H0ZM18 120H19V119H18ZM20 120H21V119H20ZM20 120H19V121H20ZM89 120H90V119H89ZM105 120H106V119H105ZM121 120H122V119H121ZM146 120H147V118H146ZM146 120H143V121H146ZM211 120H212V119H211ZM232 120H233V119H232ZM242 120H243V119H242ZM256 120H258V119H256ZM263 120H264V118H263ZM263 120H262V122H263ZM34 121H35V120H34ZM42 121H43V120H42ZM84 121H85V120H84ZM166 121H167V119H166ZM176 121H177V120H176ZM245 121H246V120H245ZM259 121H261V120H259ZM3 122H4V121H3ZM9 122H10V121H9ZM11 122H12V121H11ZM31 122H32V121H31ZM128 122H129V121H128ZM137 122H138V121H137ZM159 122H160V121H159ZM161 122H162V121H161ZM243 122H244V121H243ZM33 123H34V122H33ZM40 123H41V122H40ZM47 123H48V122H47ZM67 123H70V122H67ZM85 123H87V122H85ZM132 123H134V122H132ZM199 123H200V122H199ZM8 124H9V123H8ZM20 124H21V123H20ZM45 124H46V123H45ZM56 124H57V123H56ZM56 124H55V125H56ZM87 124H89V123H87ZM115 124H116V123H115ZM129 124H130V123H129ZM207 124H208V123H207ZM212 124H213V123H212ZM255 124H256V123H255ZM262 124H263V123H262ZM23 125H25V124H23ZM26 125H27V124H26ZM40 125H41V124H40ZM43 125H44V124H43ZM53 125H54V124H53ZM67 125H68V124H67ZM75 125H76V124H75ZM77 125H78V124H77ZM127 125H128V124H127ZM167 125H168V124H167ZM179 125H181V124H179ZM184 125H185V124H184ZM184 125H183V126H184ZM232 125H235V123L232 124ZM28 126H29V125H28ZM35 126H36V125H35ZM69 126H70V125H69ZM78 126H79V125H78ZM78 126H77V127H78ZM134 126H135V123H134ZM140 126H142V125H140ZM186 126H187V124H186ZM188 126H189V125H188ZM188 126H187V127H188ZM52 127H53V126H52ZM59 127H60V126H59ZM125 127H126V126H125ZM129 127H130V126H129ZM135 127H136V126H135ZM144 127H146V126H144ZM184 127H185V126H184ZM29 128H30V127H29ZM29 128H28V129H29ZM47 128H48V127H47ZM56 128H58V127H56ZM64 128H65V127H64ZM66 128H67V127H66ZM69 128H70V127H69ZM78 128H79V127H78ZM88 128H89V127H88ZM126 128H127V127H126ZM148 128H150V127H148ZM214 128H215V127H214ZM214 128H213V129H214ZM140 129H141V128H140ZM151 129H152V128H151ZM173 129H174V128H173ZM179 129H181V128H179ZM179 129H178V130H179ZM194 129H195V128H194ZM45 130H46V129H45ZM53 130H55V129H53ZM87 130H88V129H87ZM126 130H127V129H126ZM181 130H182V129H181ZM181 130H180V131H181ZM187 130H188V129H186V131H187ZM205 130H207V129H205ZM251 130H252V129H251ZM15 131H16V130H15ZM41 131H42V130H41ZM71 131H72V130H71ZM73 131H74V128H73ZM73 131H72V132H73ZM83 131H84V130H83ZM116 131H117V130H116ZM118 131H119V130H118ZM129 131H130V130H129ZM166 131H167V130H166ZM175 131H176V130H175ZM182 131H183V130H182ZM211 131H212V130H211ZM11 132H12V131H11ZM51 132H52V131H51ZM59 132H60V131H59ZM63 132H66V131H63ZM74 132H75V131H74ZM74 132H73V133H74ZM86 132H87V131H86ZM100 132H101V131H100ZM188 132H189V131H188ZM188 132H187V134H188ZM38 133H39V131H38ZM52 133H53V132H52ZM73 133H72V134H73ZM134 133H135V132H134ZM157 133H158V132H157ZM185 133H186V132H185ZM216 133H217V132H216ZM61 134H62V132H61ZM145 134H146V133H145ZM174 134H175V133H174ZM176 134H177V133H176ZM181 134L183 135V133H181ZM187 134H186V135H187ZM236 134H237V132H236ZM245 134H247V133H245ZM6 135H7V134H6ZM55 135H57V134H55ZM65 135H66V134H65ZM104 135H105V134H104ZM171 135H172V134H171ZM215 135H216V134H215ZM217 135H218V134H217ZM224 135H225V134H224ZM76 136H77V135H76ZM90 136H91V135H90ZM101 136H103V135H101ZM152 136H153V135H152ZM154 136H155V135H154ZM175 136H176V135H175ZM184 136H185V135H184ZM189 136H190V135H189ZM231 136H233V135H231ZM248 136H249V135H248ZM248 136H247V137H248ZM53 137H54V136H53ZM79 137H80V135H79ZM132 137H134V136H132ZM180 137H182V136H180ZM195 137H196V135H195ZM251 137H252V136H251ZM18 138H19V137H18ZM20 138H21V137H20ZM20 138H19V139H20ZM25 138H26V137H25ZM33 138H34V137H33ZM51 138H52V137H51ZM123 138H124V137H123ZM155 138H157V137L155 136ZM158 138H159V137H158ZM189 138H190V137H189ZM191 138H192V137H191ZM191 138H190V139H191ZM203 138H205V137H203ZM203 138H202V139H203ZM4 139H5V138H4ZM6 139H7V138H6ZM14 139H16V138H14ZM31 139H32V138H31ZM52 139H53V138H52ZM78 139H80V138H78ZM100 139H102V138H100ZM106 139H107V138H106ZM110 139H111V138H110ZM135 139H136V138H135ZM160 139H161V137H160ZM160 139H159V140H160ZM210 139H212V138H210ZM17 140H18V139H17ZM75 140H76V139H75ZM98 140H99V139H98ZM148 140H149V139H148ZM180 140H182V139H180ZM221 140H222V139H221ZM255 140H256V139H255ZM61 141H62V140H61ZM69 141H70V140H69ZM82 141H83V140H82ZM87 141H88V140H87ZM89 141H90V140H89ZM93 141H94V140H93ZM100 141H101V140H100ZM107 141H108V140H107ZM140 141H141V140H140ZM149 141H150V140H149ZM222 141H223V140H222ZM229 141H230V140H229ZM233 141H234V140H233ZM67 142H68V141H67ZM75 142H76V141H75ZM83 142H84V141H83ZM109 142H110V140H109ZM131 142H132V140H131ZM193 142H194V141H193ZM206 142H207V141H206ZM239 142H240V141H239ZM249 142H250V141H249ZM253 142H255V141H253ZM0 143H4L3 140H2V142H0ZM78 143H79V142H78ZM85 143H87V142H85ZM105 143H106V142H105ZM115 143H116V142H115ZM134 143H135V142H134ZM137 143H138V142H137ZM159 143H160V142H159ZM202 143H203V142H202ZM251 143H252V142H251ZM260 143H261V142H260ZM263 143H264V142H263ZM87 144H89V143H87ZM92 144H93V143H92ZM135 144H136V143H135ZM138 144H141V143H138ZM186 144H187V143H186ZM205 144H207V143H205ZM222 144H223V143H222ZM61 145H62V144H61ZM61 145H60V146H61ZM73 145H75V144H73ZM81 145H82V143H81ZM111 145H112V144H111ZM118 145H119V143H118ZM120 145H121V143H120ZM122 145H123V143H122ZM143 145H144V144H143ZM151 145H152V144H151ZM177 145H179V144L177 143ZM187 145H188V144H187ZM194 145H195V143H194ZM194 145H193V146H194ZM237 145H238V143H237ZM253 145H254V144H253ZM256 145H257V144H256ZM1 146H2V145H1ZM1 146H0V147H1ZM7 146H8V145H7ZM7 146H6V147H7ZM91 146L94 147L93 145H91ZM91 146H90V148H91ZM221 146H222V145H221ZM2 147H3V146H2ZM80 147H81V146H80ZM101 147H102V146H101ZM103 147H104V146H103ZM159 147H160V146H159ZM191 147H192V146H191ZM202 147H203V146H202ZM202 147H200V148H202ZM255 147H256V146H255ZM258 147H259V145H258ZM21 148H22V146H21ZM126 148H127V147H126ZM128 148H129V147H128ZM154 148H155V147H154ZM181 148H182V147H181ZM259 148H261V146H260ZM11 149H12V147H11ZM11 149H10V150H11ZM26 149H27V148H26ZM83 149H84V147H83ZM95 149H96V147H95ZM122 149H123V148H122ZM151 149H153V148H151ZM187 149H188V148H187ZM189 149H191V148H189ZM205 149H206V148H205ZM216 149H217V148H216ZM220 149H222V148H220ZM239 149H240V147H239ZM262 149H263V148H262ZM3 150H4V149H3ZM3 150H2V152H3ZM21 150H22V149H21ZM36 150H37V149H36ZM48 150H49V149H48ZM61 150H62V149H61ZM75 150H76V149H75ZM84 150H85V149H84ZM84 150H83V151H84ZM91 150H94V149H91ZM91 150H90V151H91ZM104 150H105V149H104ZM167 150H168V149H167ZM184 150H185V149H184ZM209 150H210V149H209ZM17 151H18V150H17ZM55 151H56V150H55ZM65 151H67V150H65ZM73 151H74V150H73ZM73 151H72V152H73ZM85 151H86V150H85ZM88 151H89V149H88ZM97 151H98V150H97ZM118 151H119V150H118ZM120 151H121V149H120ZM140 151H141V150H140ZM164 151H165V150H164ZM203 151H204V150H203ZM203 151H200V152H203ZM236 151H237V150H236ZM238 151H239V150H238ZM258 151H260V150L258 149ZM2 152H0V153H2ZM4 152H5V151H4ZM9 152H10V151H9ZM11 152H12V151H11ZM68 152H69V151H68ZM86 152H87V151H86ZM130 152H131V151H130ZM132 152H133V151H132ZM132 152H131V153H132ZM136 152H137V151H135V153H136ZM186 152H187V151H186ZM190 152H191V151H190ZM193 152H194V151H193ZM197 152H199V151H197ZM210 152H211V151H210ZM229 152H230V151H229ZM233 152H234V150H233ZM256 152H257V151H256ZM60 153H61V152H60ZM63 153H64V152H63ZM87 153H88V152H87ZM99 153H100V152H99ZM102 153H103V152H102ZM102 153H100V154H102ZM104 153H106V152H104ZM113 153H114V152H113ZM148 153H149V152H148ZM162 153H163V152H162ZM26 154H27V153H26ZM79 154H80V153H79ZM90 154H92V153H90ZM94 154H95V153H94ZM146 154H147V153H146ZM183 154H184V153H183ZM262 154H263V153H262ZM61 155H62V153H61ZM61 155H60V156H61ZM63 155H64V154H63ZM63 155H62V157L65 156V155H64V156H63ZM83 155H84V154H83ZM85 155H86V154H85ZM96 155H97V154H96ZM98 155H99V154H98ZM98 155H97V156H98ZM107 155H108V154H107ZM112 155H114V154H112ZM112 155H111V156H112ZM140 155H141V154H140ZM181 155H182V154H181ZM184 155L186 156V155H188V154H184ZM224 155H225V154H224ZM233 155H234V154H233ZM245 155H246V154H245ZM71 156H73V154H72ZM93 156H94V155H93ZM102 156H103V155H102ZM122 156H123V155H122ZM208 156H209V155H208ZM213 156H215V155L213 154ZM213 156H212V157H213ZM262 156H264V155H262ZM12 157H13V156H12ZM27 157H28V156H27ZM62 157H61V158H62ZM89 157H90V156H89ZM94 157H95V156H94ZM98 157H99V156H98ZM104 157H105V156H104ZM115 157H116V156H115ZM132 157H133V156H132ZM137 157H138V155H137ZM169 157H170V156H169ZM173 157H174V156H173ZM186 157H187V156H186ZM190 157H191V156H190ZM194 157H195V156H194ZM240 157H241V155H240ZM255 157H256V156H255ZM49 158H50V157H49ZM52 158H53V157H52ZM61 158H60V159H61ZM64 158H65V157H64ZM69 158H70V157H69ZM72 158H73V157H72ZM75 158H76V157H75ZM128 158H129V157H128ZM130 158H131V157H130ZM130 158H129V159H130ZM170 158H171V157H170ZM188 158H189V157H187V159H188ZM196 158H197V157H196ZM213 158H214V157H213ZM219 158H220V157H219ZM226 158H227V157H226ZM230 158H231V157H230ZM230 158H229V159H230ZM232 158H233V157H232ZM234 158H235V157H234ZM236 158H237V157H236ZM258 158H259V157H258ZM2 159H3V158H2ZM13 159H14V158H13ZM67 159H68V158H67ZM70 159H71V158H70ZM96 159H97V158H96ZM110 159H111V158H110ZM121 159H122V158H121ZM121 159H120V160H121ZM131 159H132V158H131ZM140 159H141V158H140ZM197 159H198V158H197ZM227 159H228V158H227ZM58 160H59V159H58ZM64 160H66V159H64ZM75 160H76V159H75ZM82 160H83V159H82ZM86 160H87V159H86ZM89 160H90V159H89ZM99 160H101V159H99ZM103 160H104V159H103ZM103 160H101V161H103ZM106 160H107V159H106ZM122 160H123V159H122ZM202 160H203V159H202ZM213 160H214V159H213ZM62 161H63V160H62ZM77 161H78V160H77ZM79 161H80V160H79ZM83 161H84V160H83ZM95 161H96V160H95ZM210 161H211V160H210ZM214 161H215V160H214ZM225 161H226V160H225ZM239 161H240V160H239ZM241 161H242V160H241ZM258 161H260V160H258ZM1 162H2V161H1ZM4 162H5V161H4ZM33 162H34V161H33ZM39 162H40V161H39ZM43 162H44V161H43ZM55 162H56V161H55ZM73 162H74V161H73ZM87 162H88V161H87ZM115 162H116V161H115ZM131 162H132V161H131ZM150 162H151V161H150ZM195 162H196V161H195ZM195 162H194V163H195ZM35 163H36V162H35ZM74 163H75V162H74ZM82 163H83V162H82ZM97 163H98V162H97ZM169 163H170V162H169ZM184 163H185V162H184ZM189 163H190V162H189ZM1 164H2V163H1ZM8 164H9V163H8ZM37 164H38V163H37ZM44 164H45V163H44ZM76 164H77V163H76ZM88 164H90V163H88ZM88 164H87V165H88ZM91 164H92V163H91ZM114 164H115V163H114ZM139 164H140V163H139ZM235 164H236V163H235ZM250 164H251V163H250ZM58 165L60 166V163H59V162H58ZM66 165H67V164H66ZM68 165H69V164H68ZM103 165H104V164H103ZM108 165H109V164H108ZM140 165H141V164H140ZM189 165H190V164H189ZM231 165H232V164H231ZM241 165H242V164H241ZM45 166H46V165H45ZM45 166H44V167H45ZM52 166H53V164H52ZM76 166H77V165H76ZM94 166H95V165H94ZM99 166H100V165H99ZM137 166H138V165H137ZM169 166H170V165H169ZM176 166H177V165H176ZM180 166H181V165H180ZM200 166H201V165H200ZM229 166H230V165H229ZM34 167H35V166H34ZM34 167H32V168L34 169ZM36 167H37V166H36ZM46 167H47V166H46ZM65 167H66V166H65ZM70 167H71V166H70ZM85 167H86V165H85ZM100 167H101V166H100ZM111 167H112V166H111ZM178 167H179V166H178ZM188 167H189V166H188ZM263 167H264V166H263ZM4 168H5V167H4ZM4 168H3V169H4ZM58 168H59V167H58ZM87 168H88V167H87ZM202 168H203V167H202ZM235 168H236V167H235ZM255 168H256V167H255ZM259 168H260V167H259ZM261 168H262V167H261ZM60 169H62V168H60ZM67 169H68V168H67ZM73 169H74V168H73ZM82 169H83V168H82ZM90 169H91V168H90ZM90 169H89V170H90ZM102 169H103V167H102ZM120 169H121V168H120ZM139 169H140V168H139ZM151 169H152V168H151ZM169 169H170V168H169ZM173 169H174V168H173ZM218 169H219V168H218ZM221 169H222V168H221ZM230 169H231V168H230ZM25 170H26V169H25ZM31 170H32V169H31ZM76 170H77V169H76ZM92 170H93V169H92ZM92 170H91V171H92ZM97 170H98V169H97ZM124 170H125V169H124ZM152 170H153V169H152ZM155 170H157V167H156ZM175 170H176V169H175ZM196 170H197V169H196ZM198 170H199V168H198ZM203 170H204V168H203ZM241 170H242V169H241ZM257 170H258V169H257ZM10 171H11V170H10ZM26 171H27V170H26ZM32 171H33V170H32ZM40 171H42V169H41ZM60 171H62V170H60ZM69 171H70V170H69ZM73 171H74V170H73ZM102 171H103V170H102ZM106 171H107V170H106ZM136 171H137V170H136ZM144 171H145V170H144ZM149 171H151V170H149ZM169 171H170V170H169ZM189 171H190V170H189ZM231 171H232V170H231ZM35 172H36V171H35ZM71 172H72V170H71ZM84 172H85V171H84ZM114 172H116V171H114ZM117 172H118V170H117ZM129 172H131V171H129ZM176 172H177V171H176ZM191 172L193 173V171H191ZM3 173H4V172H3ZM11 173H12V172H11ZM38 173H39V172H38ZM48 173H49V172H48ZM54 173H55V172H54ZM57 173H58V171H57ZM66 173H68V172L66 171ZM82 173H83V172H82ZM82 173H81V174H82ZM85 173H86V172H85ZM92 173H93V172H92ZM96 173H97V172H96ZM101 173H102V172H101ZM121 173H122V172H121ZM137 173H138V172H137ZM139 173H141V172H139ZM262 173H263V172H262ZM0 174H1V173H0ZM42 174H43V173H42ZM44 174H45V173H44ZM46 174H47V173H46ZM50 174H51V173H50ZM109 174H110V173H109ZM111 174H112V173H111ZM115 174H116V173H115ZM115 174H114V175H115ZM123 174H124V173H123ZM125 174H126V173H125ZM125 174H124V175H125ZM161 174H162V173H161ZM241 174H242V173H241ZM260 174H261V173H260ZM86 175H87V174H86ZM92 175H93V174H92ZM101 175H102V174H101ZM121 175H122V174H121ZM126 175H127V174H126ZM143 175H144V174H143ZM215 175H216V174H215ZM4 176H5V175H4ZM26 176H28V175H26ZM31 176H32V175H31ZM41 176H42V175H41ZM48 176H49V175H48ZM63 176H64V175H63ZM75 176H76V175H75ZM104 176H105V175H104ZM104 176H103V177H104ZM112 176H113V175H112ZM112 176H111V177H112ZM127 176H128V175H127ZM163 176H165V175H163ZM174 176H175V175H174ZM192 176H194V175H192ZM235 176H236V175H235ZM244 176H245V175H244ZM251 176H252V175H251ZM259 176H260V175H259ZM54 177H55V176H54ZM54 177L52 176L53 179H54ZM88 177H90V176H88ZM105 177H106V176H105ZM105 177H104V178H105ZM115 177H116V176H115ZM134 177H135V176H134ZM138 177H139V176H138ZM140 177H141V176H140ZM161 177H162V176H161ZM199 177H200V176H199ZM219 177H220V176H218V178H219ZM27 178H28V177H27ZM64 178H65V177H64ZM86 178H87V177H86ZM90 178H91V177H90ZM120 178H121V177H120ZM123 178H124V177H123ZM167 178H168V177H167ZM177 178H178V177H177ZM195 178H196V177H195ZM248 178H249V177H248ZM259 178H260V177H259ZM25 179H26V178H25ZM87 179H88V178H87ZM107 179H108V178H107ZM109 179H110V178H109ZM109 179H108V180H109ZM121 179H122V178H121ZM128 179H129V178H128ZM133 179H134V178H133ZM135 179H138V178H135ZM159 179H160V178H159ZM229 179H231V178H229ZM27 180H28V179H27ZM65 180H66V179H65ZM103 180H105V179H103ZM112 180H113V179H112ZM114 180H115V179H114ZM118 180H119V179H118ZM118 180H117V181H118ZM140 180H141V179H140ZM153 180H155V179L153 178ZM170 180H171V179H170ZM175 180H176V179H175ZM207 180H208V179H207ZM219 180H220V179H219ZM22 181H23V180H22ZM68 181H69V180H68ZM70 181H71V180H70ZM74 181H75V180H74ZM76 181H77V180H76ZM92 181H93V180H92ZM123 181H124V179H123ZM129 181H130V180H129ZM135 181H136V180H135ZM141 181H142V180H141ZM149 181H150V180H149ZM149 181H147V182H149ZM163 181H164V180H163ZM178 181H179V180H178ZM231 181H232V180H231ZM17 182H18V181H17ZM101 182H102V181H101ZM119 182H120V180H119ZM138 182H139V181H138ZM199 182H200V181H199ZM207 182H209V181H207ZM233 182H234V181H233ZM260 182H261V181H260ZM78 183H80V182H78ZM130 183H132V182H130ZM144 183H145V182H144ZM163 183H164V182H163ZM168 183H169V182H168ZM181 183H182V182H181ZM204 183H206V182H204ZM34 184H35V183H34ZM132 184H133V183H132ZM155 184H157V183H155ZM172 184H173V183H172ZM191 184H192V183H191ZM191 184H190V185H191ZM217 184H218V183H217ZM257 184H258V183H257ZM30 185H31V184H30ZM35 185H36V184H35ZM41 185H42V184H41ZM111 185H112V184H111ZM111 185H110V186H111ZM192 185H193V184H192ZM261 185H262V184H261ZM32 186H33V185H32ZM118 186H119V185H118ZM139 186H141V185H139ZM160 186H162V185H160ZM175 186H176V183H175ZM196 186H197V183H196ZM233 186H234V185H233ZM233 186H232V187H233ZM16 187H17V186H16ZM33 187H34V186H33ZM48 187H49V186H48ZM112 187H113V186H112ZM122 187H123V186H122ZM126 187H127V186H126ZM147 187H148V186H147ZM166 187H167V186H166ZM211 187H212V186H211ZM211 187H210V188H211ZM261 187H262V186H261ZM42 188H43V187H42ZM131 188H132V187H131ZM140 188H142V187H140ZM143 188H144V187H143ZM152 188H153V187H152ZM180 188H181V187H180ZM205 188H206V187H205ZM205 188H204V189H205ZM243 188H244V187H243ZM243 188H242V189H243ZM256 188H257V187H256ZM101 189H102V188H101ZM105 189H106V188H105ZM115 189H116V188H115ZM133 189H134V188H133ZM133 189H132V190H133ZM120 190H121V189H120ZM120 190H119V191H120ZM140 190H141V189H140ZM145 190H146V189H145ZM145 190H144V191H145ZM153 190H154V189H153ZM168 190H169V189H168ZM174 190H176V189H174ZM231 190H232V189H231ZM251 190H252V189H251ZM52 191H53V190H52ZM93 191H94V190H93ZM150 191H151V190H150ZM182 191H183V190H182ZM226 191H227V190H226ZM3 192H4V191H3ZM18 192H19V191H18ZM88 192H89V191H88ZM95 192H96V191H95ZM98 192H99V191H98ZM139 192H140V191H139ZM203 192H204V190H203ZM16 193H17V191H16ZM34 193H35V192H34ZM78 193H79V192H78ZM144 193H145V192H144ZM18 194H20V193H18ZM18 194H17V195H18ZM30 194H31V193H30ZM53 194H56V193H53ZM80 194H81V193H80ZM90 194H91V193H90ZM138 194H139V193H138ZM208 194H209V193H208ZM70 195H71V194H70ZM93 195H94V194H93ZM99 195H100V194H99ZM116 195H118V194H116ZM126 195H129V193L126 194ZM133 195H134V194H133ZM136 195H137V194H136ZM150 195H151V194H150ZM202 195H203V194H202ZM15 196H16V195H15ZM35 196H37V195H35ZM80 196H81V195H80ZM94 196H95V195H94ZM157 196H158V195H157ZM162 196H163V195H162ZM177 196H178V195H177ZM30 197H31V196H30ZM90 197H91V196H90ZM114 197H115V196H114ZM114 197H113V198H114ZM217 197H218V195H217ZM20 198H21V197H20ZM34 198H35V197H34ZM57 198H58V197H57ZM59 198H60V197H59ZM88 198H89V197H88ZM102 198H103V197H102ZM115 198H116V197H115ZM137 198H138V197H137ZM147 198H148V197H147ZM169 198H170V197H169ZM174 198H175V197H174ZM206 198H207V197H206ZM218 198H219V197H218ZM229 198H230V197H229ZM1 199H2V197H1ZM15 199H16V198H15ZM25 199H26V198H25ZM31 199H32V198H31ZM77 199H78V198H77ZM97 199H98V198H97ZM117 199H118V198H117ZM125 199H127V197H126ZM153 199H154V198H153ZM177 199H178V198H177ZM207 199H208V198H207ZM23 200H24V199H23ZM36 200H37V199L35 198V201H36ZM38 200H39V199H38ZM54 200H56V199H54ZM54 200H53V201H54ZM57 200H58V199H57ZM73 200L75 201V199H73ZM104 200H105V199H104ZM104 200H103V201H104ZM175 200H176V199H175ZM13 201H14V200H13ZM27 201H28V200H27ZM110 201H111V200H110ZM120 201H121V200H120ZM178 201H179V200H178ZM178 201H176V202H178ZM183 201H184V200H183ZM198 201H199V200H198ZM239 201H240V200H239ZM263 201H264V200H263ZM10 202H11V201H10ZM43 202H44V201H43ZM112 202H113V201H112ZM138 202H139V201H138ZM168 202H169V201H168ZM171 202H172V200H171ZM6 203H7V202H6ZM13 203H14V202H13ZM26 203H27V202H26ZM62 203H63V202H62ZM65 203H66V202H65ZM77 203H78V202H77ZM116 203H117V202H116ZM145 203H146V202H145ZM147 203H148V202H147ZM154 203H155V202H154ZM160 203H162V201H161ZM17 204H20V203H17ZM23 204H25V203H23ZM28 204H29V203H28ZM28 204H27V205H28ZM47 204H48V203H47ZM51 204H52V203H51ZM69 204H70V203H69ZM78 204H79V203H78ZM167 204H168V203H167ZM171 204H173V203H171ZM0 205H1V204H0ZM4 205H5V204H4ZM7 205H8V204H7ZM9 205H10V204H9ZM12 205H13V204H12ZM15 205H16V204H15ZM25 205H26V204H25ZM31 205H33V204H31ZM60 205H61V204H60ZM66 205H67V204H66ZM71 205H72V204H71ZM79 205H80V204H79ZM120 205H121V204H120ZM140 205H141V204H140ZM140 205H139V206H140ZM144 205H145V204H144ZM161 205H162V204H161ZM205 205H206V204H205ZM16 206H18V205H16ZM33 206H34V205H33ZM39 206H40V205H39ZM41 206H42V205H41ZM43 206H44V205H43ZM57 206H58V205H57ZM154 206H157V205H154ZM192 206H193V205H192ZM200 206H201V205H200ZM7 207H8V206H7ZM14 207H15V206H14ZM22 207H23V206H22ZM58 207H59V206H58ZM68 207H69V206H68ZM76 207H78V206H76ZM20 208H21V207H20ZM41 208H43V207H41ZM59 208H60V207H59ZM154 208H155V207H154ZM167 208H168V207H167ZM174 208H175V207H174ZM218 208H219V207H218ZM10 209H11V208H10ZM10 209H9V210H10ZM13 209H14V208H13ZM16 209H17V208H16ZM16 209H15V210H16ZM22 209H23V208H22ZM24 209H25V208H24ZM38 209H39V208H38ZM49 209H51V208H49ZM64 209H65V208H64ZM170 209H171V207H170ZM176 209H177V208H176ZM193 209H194V208H193ZM213 209H214V208H213ZM0 210H1V209H0ZM19 210H20V209H19ZM31 210H32V209H31ZM35 210H36V209H35ZM42 210H43V209H42ZM52 210H53V209H52ZM75 210H76V209H75ZM160 210H161V209H160ZM164 210H165V209H164ZM187 210H188V209H187ZM190 210H191V209H190ZM21 211H22V210H21ZM25 211H26V210H25ZM25 211H24V212H25ZM73 211H74V210H73ZM78 211H79V210H78ZM165 211H166V210H165ZM176 211H177V210H176ZM182 211H183V210H182ZM200 211H201V209H200ZM24 212H23V214H24ZM58 212H60V211H58ZM192 212H193V211H192ZM220 212H221V211H220ZM14 213H15V211H14ZM27 213H28V211H27ZM55 213H56V212H55ZM168 213H169V212H168ZM171 213H172V212H171ZM184 213H185V211H184ZM10 214H11V213H10ZM12 214H13V213H12ZM19 214H20V213H19ZM48 214H49V213H48ZM51 214H52V213H51ZM82 214H83V213H82ZM197 214H198V213H197ZM2 215H3V214H2ZM25 215H26V214H25ZM5 216H6V215H5ZM169 216H170V215H169ZM172 216H173V215H172ZM205 216H206V215H205ZM219 216H220V215H219ZM20 217H22V215H21ZM41 217H42V216H41ZM176 217H177V216H176ZM179 217H180V216H179ZM186 217H187V216H186ZM189 217H190V216H189ZM196 217H197V216H196ZM198 217H199V216H198ZM209 217H210V216H209ZM26 218H27V217H26ZM28 218H29V217H28ZM30 218H31V217H30ZM43 218H44V217H43ZM187 218H188V217H187ZM0 219H1V218H0ZM4 219H5V218H4ZM8 219H9V218H8ZM20 219H21V218H20ZM20 219H19V220H20ZM23 219H25V218H23ZM33 219H34V218H33ZM156 219H157V218H156ZM179 219H180V218H179ZM189 219H190V218H189ZM195 219H197V218H195ZM11 220H12V217H11ZM29 220H30V219H29ZM31 220H32V219H31ZM34 220H35V219H34ZM36 220H37V217H36ZM36 220H35V223H36ZM153 220H154V219H153ZM166 220H167V219H166ZM4 221H5V220H4ZM37 221H38V220H37ZM146 221H147V220H146ZM179 221H180V220H179ZM27 222H28V220H27ZM40 222H41V221H40ZM40 222H39V223H40ZM212 222H213V221H212ZM28 223H29V222H28ZM168 223H169V222H168ZM176 223H177V222H176ZM176 223H175V224H176ZM214 223H215V222H214ZM17 224H18V223H17ZM171 224H172V223H171ZM177 224H179V223H177ZM181 224H182V223H181ZM191 224H192V223H191ZM236 224H237V223H236ZM239 224H240V223H239ZM243 224H244V223H243ZM28 225H29V224H28ZM35 225H36V224H35ZM35 225H34V226H35ZM39 225H40V224H39ZM173 225H174V224H173ZM228 225H229V224H228ZM4 226H6V225H4ZM164 226H165V225H164ZM212 226H213V225H212ZM236 226L238 227V225H236ZM239 226H240V225H239ZM22 227H24V226H22ZM32 227H33V226H32ZM166 227H167V226H166ZM181 227H182V226H181ZM190 227H191V226H190ZM224 227H225V226H224ZM248 227H250V225H249ZM261 227H262V226H261ZM6 228H7V227H6ZM26 228H28V227H26ZM33 228H34V227H33ZM169 228H170V227H169ZM172 228H173V227H171V229H172ZM188 228H189V227H188ZM229 228H230V227H229ZM3 229H4V228H2V230H3ZM34 229H35V228H34ZM156 229H157V228H156ZM173 229H174V228H173ZM182 229H183V228H182ZM199 229H200V227H199ZM205 229H206V228H205ZM207 229H208V227H207ZM237 229H238V228H237ZM241 229H242V228H241ZM257 229H258V228H257ZM183 230H184V229H183ZM201 230H202V229H201ZM210 230H211V229H210ZM215 230H216V229H215ZM234 230H235V229H234ZM238 230H239V229H238ZM243 230H244V229H243ZM254 230H255V229H254ZM16 231H17V230H16ZM18 231H19V230H18ZM18 231H17V232H18ZM169 231H170V230H169ZM185 231H187V230H185ZM202 231H203V230H202ZM226 231H227V230H226ZM236 231H237V230H236ZM246 231H247V230H246ZM250 231H251V230H250ZM255 231H256V230H255ZM260 231H261V230H260ZM3 232H4V230H3ZM13 232H14V231H13ZM33 232H34V231H33ZM174 232H175V231H174ZM174 232H173V233H174ZM191 232H192V231H191ZM252 232H253V231H252ZM18 233H19V232H18ZM18 233H17L16 235H18ZM20 233H22V232H20ZM37 233H38V232H37ZM186 233H187V232H186ZM188 233H189V232H188ZM208 233H209V232H208ZM222 233H223V232H222ZM8 234H9V233H8ZM11 234H12V233H11ZM13 234H14V233H13ZM155 234H156V233H155ZM178 234H179V233H178ZM183 234H185V233H183ZM189 234H190V233H189ZM191 234H192V233H191ZM194 234H196V233H194ZM212 234H213V233H212ZM223 234H224V233H223ZM223 234H221V235H223ZM250 234H251V233H250ZM16 235H15V236H16ZM23 235H24V234H23ZM30 235H31V234H30ZM164 235H165V234H164ZM168 235H169V234H168ZM181 235H182V234H181ZM219 235H220V234H219ZM252 235H253V234H252ZM5 236H6V235H5ZM20 236H21V235H20ZM24 236H25V235H24ZM32 236H35V235H32ZM157 236H158V235H157ZM161 236H162V235H161ZM172 236H173V235H172ZM172 236H171V237H172ZM193 236H194V235H193ZM193 236H192V237H193ZM227 236H229V234H228ZM254 236H255V235H254ZM6 237H7V236H6ZM6 237H5V238H6ZM21 237H22V236H21ZM28 237H29V236H28ZM184 237H185V236H184ZM192 237H191V238H192ZM200 237H202V236H200ZM249 237H250V236H249ZM252 237H253V236H252ZM257 237H258V236H257ZM5 238H4V239H5ZM11 238H12V237H11ZM175 238H176V237H175ZM177 238H178V237H177ZM226 238H227V237H226ZM254 238H255V237H254ZM258 238H260V237H258ZM262 238H263V237H262ZM16 239H17V241L20 240V238H16ZM18 239H19V240H18ZM25 239H26V236H25ZM33 239H34V238H33ZM182 239H183V238H182ZM194 239H196V238L194 237ZM202 239H203V237H202ZM260 239H261V238H260ZM26 240H27V239H26ZM176 240H177V239H176ZM249 240H250V239H249ZM160 241H161V240H160ZM177 241H178V240H177ZM180 241H181V240H180ZM199 241H200V240H198V242H199ZM204 241H205V240H204ZM216 241H218V240H216ZM223 241H224V240H223ZM260 241H261V240H260ZM2 242H3V241H2ZM9 242H10V240H9ZM11 242H12V241H11ZM11 242H10V243H11ZM19 242H20V241H19ZM24 242H25V241H24ZM24 242H23V243H24ZM26 242H28V241H26ZM155 242H157V241H155ZM155 242H154V244H155ZM167 242H168V241H167ZM178 242H179V241H178ZM181 242H182V241H181ZM183 242H184V241H183ZM191 242H192V241H191ZM225 242H226V240H225ZM227 242H228V241H227ZM7 243H8V242H7ZM159 243H161V242H159ZM207 243H208V241H207ZM207 243H206V244H207ZM1 244H2V243H1ZM25 244H26V243H25ZM31 244H32V243H31ZM163 244H164V243H163ZM173 244H174V243H173ZM210 244H211V243H210ZM256 244H257V243H256ZM9 245H11V244H9ZM15 245H16V244H15ZM22 245L24 246V244H22ZM157 245H158V244H157ZM219 245H220V244H219ZM170 246H171V244H170ZM204 246H205V245H204ZM206 246H207V245H206ZM222 246H223V245H222ZM224 246H225V245H224ZM261 246H262V245H261ZM126 247H127V246H126ZM173 247H175V246H173ZM186 247H187V246H186ZM215 247H216V246H215ZM220 247H221V246H220ZM225 247H226V246H225ZM262 247H263V246H262ZM3 248H4V247H3ZM20 248H21V247H20ZM33 248H34V247H33ZM35 248H37V247H35ZM154 248H155V247H154ZM208 248H209V247H208ZM242 248H243V247H242ZM5 249H6V248H5ZM21 249H22V248H21ZM42 249H43V248H42ZM47 249H48V247H47ZM55 249H56V248H55ZM143 249H144V248H143ZM155 249H156V248H155ZM185 249H186V248H185ZM43 250H44V249H43ZM145 250H146V249H145ZM205 250H206V249H205ZM211 250H212V249H211ZM251 250H252V249H251ZM18 251H19V250H18ZM28 251H29V250H28ZM57 251H58V250H57ZM174 251H175V250H174ZM219 251H220V250H219ZM228 251H229V250H228ZM59 252H60V251H59ZM62 252H63V251H62ZM62 252H61V253H62ZM175 252H176V251H175ZM201 252H202V251H201ZM204 252H205V251H204ZM220 252H221V251H220ZM17 253H18V252H17ZM29 253H30V252H29ZM61 253H60V254L57 253V254H58V255H61ZM221 253H223V252H221ZM238 253H239V252H238ZM238 253H237V254H238ZM4 254H5V253H4ZM10 254H11V253H10ZM33 254H34V253H33ZM35 254H36V253H35ZM52 254H53V253H52ZM63 254H65V253H63ZM147 254H148V253H147ZM210 254H211V253H210ZM262 254H263V253H262ZM1 255H2V254H0V256H1ZM15 255H16V254H15ZM21 255H22V254H21ZM23 255H24V254H23ZM151 255H152V254H151ZM165 255H166V254H165ZM206 255H207V254H206ZM223 255H224V254H223ZM230 255H232V252H231ZM260 255H261V254H260ZM263 255H264V254H263ZM263 255H262V256H263ZM4 256H5V255H4ZM35 256H36V255H35ZM38 256H39V255H38ZM48 256H49V255H48ZM53 256H54V255H53ZM61 256H63V255H61ZM163 256H164V255H163ZM262 256H261V257H262ZM10 257H11V256H10ZM32 257H33V256H32ZM40 257H41V256H40ZM49 257H50V256H49ZM116 257H117V256H116ZM176 257H177V255H176ZM221 257H222V256H221ZM233 257H234V256H233ZM253 257H254V256H253ZM20 258H22V257H20ZM28 258H29V256H28ZM33 258H34V257H33ZM47 258H48V257H47ZM50 258H51V257H50ZM228 258H229V257H228ZM1 259H2V258H1ZM3 259H6V257L3 258ZM43 259H44V258H43ZM52 259H53V258H52ZM54 259H57V258L55 257ZM54 259H53V260H54ZM81 259H82V258H81ZM81 259H80V260H81ZM85 259H86V258H85ZM177 259H178V258H177ZM217 259H218V258H217ZM238 259H239V258H238ZM6 260H7V259H6ZM62 260L65 261L64 258H63ZM179 260H181V259H179ZM206 260H207V259H206ZM210 260H211V259H210ZM210 260H208V261L210 262ZM218 260H219V259H218ZM2 261H3V260H2ZM34 261H35V260H34ZM55 261H56V260H55ZM82 261H83V259H82ZM167 261H168V260H167ZM169 261H170V260H169ZM238 261H239V260H238ZM242 261H243V260H242ZM19 262H21V261H19ZM35 262H37V261H35ZM48 262H49V261H48ZM59 262H60V261H59ZM65 262H66V261H65ZM159 262H160V261H159ZM162 262H164V261H162ZM165 262H166V261H165ZM217 262H218V261H217ZM232 262H233V261H232ZM258 262H259V261H258ZM167 263H168V262H167ZM205 263H206V262H205ZM214 263H215V262H214ZM246 263H247V262H246ZM7 264H8V263H7ZM33 264H34V263H33ZM53 264H54V263H53ZM57 264H58V262H57ZM61 264H62V263H61ZM64 264H66V263H64ZM67 264H68V263H67ZM155 264H156V263H155ZM157 264H158V263H157ZM159 264H160V263H159ZM171 264H173V263H171ZM208 264H209V263H208ZM216 264H217V263H216ZM241 264H242V263H241ZM247 264H248V263H247Z\"/></svg>",
  "mask_w": 264,
  "mask_h": 264
}]
</instances>
